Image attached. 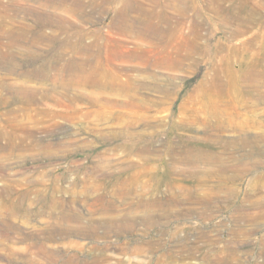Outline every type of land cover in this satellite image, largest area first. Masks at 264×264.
<instances>
[{"label":"rangeland","instance_id":"obj_1","mask_svg":"<svg viewBox=\"0 0 264 264\" xmlns=\"http://www.w3.org/2000/svg\"><path fill=\"white\" fill-rule=\"evenodd\" d=\"M186 1L0 0V264H264V0Z\"/></svg>","mask_w":264,"mask_h":264},{"label":"bare ground","instance_id":"obj_2","mask_svg":"<svg viewBox=\"0 0 264 264\" xmlns=\"http://www.w3.org/2000/svg\"><path fill=\"white\" fill-rule=\"evenodd\" d=\"M179 1H181V3L187 2L186 0H179ZM251 1L252 0H240L236 4L231 3L230 5H226L224 0H209L208 5L210 8L215 9L216 13L218 14V18L221 21L228 23V24L229 23L239 24L238 25L239 28H237V30L234 31L235 35H237V34L242 33V31H244L245 27L247 26L246 24L249 21V19L243 16V12L247 9V7H249V3ZM147 29L149 30L152 36H162V33L155 31L153 27H150V28L147 27ZM262 51H264L263 48H262ZM258 53L260 52L258 51ZM258 57L264 59V53L259 55ZM223 68L231 70L230 68H228L227 63L217 68L215 84L220 89L223 88L225 85L219 78L220 70ZM245 70L246 72L244 73L242 77L243 80L251 83L253 86H257L258 88L261 85L264 86V73L263 72H260V73L255 72V67L253 65H248V64ZM247 71L251 73L248 75ZM259 93L262 97H264V92H259ZM258 139L264 141V132L258 136Z\"/></svg>","mask_w":264,"mask_h":264}]
</instances>
